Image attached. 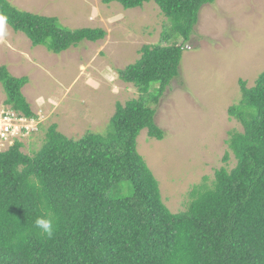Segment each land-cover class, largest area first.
<instances>
[{
	"label": "trees",
	"instance_id": "16d2710c",
	"mask_svg": "<svg viewBox=\"0 0 264 264\" xmlns=\"http://www.w3.org/2000/svg\"><path fill=\"white\" fill-rule=\"evenodd\" d=\"M216 1H102L125 10L152 3L151 12L162 20L157 44L142 46L140 58L118 70L140 96L117 104L108 135L72 139L53 125L38 151L25 154L24 144L15 140L0 152V264H264V72L251 87L239 80L241 102L228 112L243 128L226 140L236 167L216 170L211 185L206 177L193 186L185 211L166 205L138 151L144 130L151 139H165L157 107L180 75L202 9ZM0 15L33 47L56 55L107 35L101 28L63 27L57 17L8 0H0ZM0 83L11 110L38 119L22 93L27 78L0 67ZM41 215L53 220L51 238L34 225Z\"/></svg>",
	"mask_w": 264,
	"mask_h": 264
},
{
	"label": "rangeland",
	"instance_id": "374dc122",
	"mask_svg": "<svg viewBox=\"0 0 264 264\" xmlns=\"http://www.w3.org/2000/svg\"><path fill=\"white\" fill-rule=\"evenodd\" d=\"M8 1L22 10L57 17L69 29L107 32L104 40L84 41L56 55L44 46L33 47L24 34L6 25L7 35L0 39V67L29 79L22 92L32 112L41 117L36 132L19 138L22 151H38L53 125L72 139L108 135L117 104L140 96L120 79L118 70L134 64L142 46L157 44L163 26L157 11L151 12L155 5L125 10L103 0ZM186 45L180 75L157 107L156 122L165 139H151L148 130L138 139V151L158 180L164 202L176 213L186 210L193 186L206 177L211 185L216 170L236 167L226 140L230 132L243 128L228 112L241 102L239 80L251 87L264 72V0H217L206 5ZM157 88L154 84L151 91ZM5 100L0 83V108ZM6 145L0 152L11 144ZM227 152L230 158L225 163Z\"/></svg>",
	"mask_w": 264,
	"mask_h": 264
},
{
	"label": "clouds",
	"instance_id": "9594fccd",
	"mask_svg": "<svg viewBox=\"0 0 264 264\" xmlns=\"http://www.w3.org/2000/svg\"><path fill=\"white\" fill-rule=\"evenodd\" d=\"M6 23H7V18L3 15H0V39L6 37L7 35V31H6ZM9 71V70H8ZM10 73V72H9ZM13 76V75H12ZM17 78V77H15ZM19 79V78H18ZM25 87V86H24ZM23 87V88H24ZM22 88V90H23ZM169 88V87H168ZM4 89V88H3ZM5 92V91H4ZM23 93V92H22ZM6 95V94H5ZM24 95V94H23ZM26 98V97H25ZM6 101V100H5ZM5 101L3 103V106L0 108V112L1 111H6V112H11L15 115L16 117V123L18 126H20L22 128V130L20 131V133L14 137H11L8 141H0V148H6L7 145L6 144H11L9 145L12 146L13 143L15 142V140H21L19 138H26L31 136L30 134L36 132L38 130V122L37 119H28L26 118L22 113H16L15 111L11 110L9 105L5 104ZM28 101V100H27ZM29 103V101H28ZM30 104V103H29ZM31 106V104H30ZM32 107V106H31ZM32 109V108H31ZM38 117V116H37ZM39 119V117H38ZM29 121V122H28ZM28 124H31L32 127L30 128L28 126ZM35 127V128H34ZM59 128V127H58ZM60 132V131H59ZM20 136V137H18ZM139 139V138H138ZM8 147V148H9ZM7 148V149H8ZM6 149V150H7ZM5 151V150H4ZM2 152V151H1ZM34 225L37 229H39L43 234H46L49 238H51L54 234V223L53 220L50 216L48 215H41L38 216L35 221H34Z\"/></svg>",
	"mask_w": 264,
	"mask_h": 264
},
{
	"label": "built area",
	"instance_id": "2783aa9c",
	"mask_svg": "<svg viewBox=\"0 0 264 264\" xmlns=\"http://www.w3.org/2000/svg\"><path fill=\"white\" fill-rule=\"evenodd\" d=\"M22 128L17 125L16 117L11 112H0V141H8L20 133Z\"/></svg>",
	"mask_w": 264,
	"mask_h": 264
},
{
	"label": "crops",
	"instance_id": "0c3cea01",
	"mask_svg": "<svg viewBox=\"0 0 264 264\" xmlns=\"http://www.w3.org/2000/svg\"><path fill=\"white\" fill-rule=\"evenodd\" d=\"M28 82H29V79H28ZM25 88V87H24ZM24 88H23V90H24ZM28 101H29V99H27ZM29 103H30V101H29ZM31 106H32V104H31ZM42 116V115H41ZM41 119V117L39 118V120Z\"/></svg>",
	"mask_w": 264,
	"mask_h": 264
}]
</instances>
